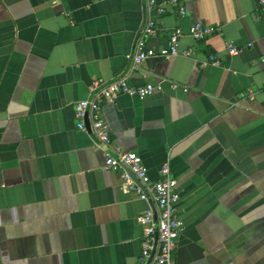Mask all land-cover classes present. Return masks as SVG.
Masks as SVG:
<instances>
[{
  "label": "crops",
  "instance_id": "obj_1",
  "mask_svg": "<svg viewBox=\"0 0 264 264\" xmlns=\"http://www.w3.org/2000/svg\"><path fill=\"white\" fill-rule=\"evenodd\" d=\"M158 1L167 12L150 43L199 21L215 32L181 38L192 56L133 66L154 15L145 0H0V264L138 261L149 203L123 189L125 168H106L75 111L95 80L121 75L162 86L106 101L103 117L153 180L167 162L178 180L177 264H264V13L256 0H180L181 16ZM212 54L221 64L201 67Z\"/></svg>",
  "mask_w": 264,
  "mask_h": 264
},
{
  "label": "built area",
  "instance_id": "obj_2",
  "mask_svg": "<svg viewBox=\"0 0 264 264\" xmlns=\"http://www.w3.org/2000/svg\"><path fill=\"white\" fill-rule=\"evenodd\" d=\"M256 1L264 13V0ZM145 2L154 15L146 20L145 26L136 37L133 50L128 54L133 66H138L149 58L169 59L179 55L192 56L191 49L181 48V38L188 33L195 40H205L215 32L213 26L199 21L190 25L188 32L182 27H176L169 34L166 43L152 44L150 40L158 34L160 17L166 14L167 8L158 0H145ZM167 3L177 7L181 16L187 14L186 7L180 0H168ZM226 48L230 55L240 52V48L232 40L226 42ZM260 60L264 61V53ZM197 62L201 67H206L211 64L220 65L222 60L212 54L208 59L197 60ZM171 87L174 90L180 87L184 90L188 89L187 86L176 81L171 83ZM160 89H162L160 84L151 83L131 86L128 83V76L121 75L112 80H95L91 85L93 95L75 103L76 117L79 119L78 127L89 131L96 146L103 151L106 168L111 170L125 168L126 171L122 173L123 189L133 192L149 203V207L137 217L138 223L143 227V246L135 264H177L173 251L184 230V222L178 214V202L181 197L178 180L172 176L168 162L160 169V179L153 180L140 154L114 144L109 125L103 117V107L106 101H115L121 94L144 99ZM249 92L253 93L252 90ZM131 172L140 182L132 179Z\"/></svg>",
  "mask_w": 264,
  "mask_h": 264
},
{
  "label": "water",
  "instance_id": "obj_3",
  "mask_svg": "<svg viewBox=\"0 0 264 264\" xmlns=\"http://www.w3.org/2000/svg\"><path fill=\"white\" fill-rule=\"evenodd\" d=\"M87 126H88V128L90 127V125H89V121L87 120ZM131 174V176L137 181V182H140L139 181V179H137L136 177H135V175L131 172L130 173Z\"/></svg>",
  "mask_w": 264,
  "mask_h": 264
}]
</instances>
